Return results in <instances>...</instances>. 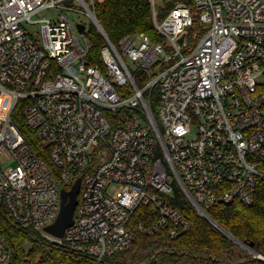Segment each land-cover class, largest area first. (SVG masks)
<instances>
[{
    "label": "built area",
    "instance_id": "1",
    "mask_svg": "<svg viewBox=\"0 0 264 264\" xmlns=\"http://www.w3.org/2000/svg\"><path fill=\"white\" fill-rule=\"evenodd\" d=\"M94 2L0 0V205L32 238L99 263L130 249L134 229H190L170 201L176 184L198 212L253 203L264 177V0H193L194 12L178 2L161 20L149 0L161 41L133 33L117 45ZM42 9L59 12L33 19ZM80 13L105 40L97 62ZM194 16L204 31L191 44ZM17 106L37 150L13 122ZM77 179L72 223L55 236L45 227ZM139 207L151 208L139 213L149 223L133 222ZM0 264H15L1 234Z\"/></svg>",
    "mask_w": 264,
    "mask_h": 264
},
{
    "label": "trees",
    "instance_id": "2",
    "mask_svg": "<svg viewBox=\"0 0 264 264\" xmlns=\"http://www.w3.org/2000/svg\"><path fill=\"white\" fill-rule=\"evenodd\" d=\"M178 2L187 5L192 12L195 11L193 0H168L167 7ZM93 11L106 36L115 45L124 35L133 33H145L153 40L161 41L152 24L149 0H95ZM203 31L202 24L194 16L187 34L189 43H195ZM86 36L92 42L91 62H97V54L105 40L92 22L87 27ZM137 84L140 85L138 80ZM153 107L151 104L154 112ZM12 119L26 141L34 149H39L35 133L26 125L20 106L15 109ZM173 192L170 201L190 220L191 227L188 231L171 238L165 230L146 235L134 229L130 249L117 251L99 263H95L89 256L72 252L65 246L32 238L29 231L8 221L1 205L0 234L15 264H264L201 215L177 184L174 185ZM204 209L214 222L237 240L264 255V177L257 184L252 204H214L205 206ZM142 210L151 208L139 207L133 222L143 219L145 223H149L148 219L144 220L139 214Z\"/></svg>",
    "mask_w": 264,
    "mask_h": 264
},
{
    "label": "water",
    "instance_id": "3",
    "mask_svg": "<svg viewBox=\"0 0 264 264\" xmlns=\"http://www.w3.org/2000/svg\"><path fill=\"white\" fill-rule=\"evenodd\" d=\"M77 27L79 31H82L84 28L83 24H77ZM182 38L179 39L181 41ZM79 183L80 180L77 179L75 183L72 185V187L68 190L62 188L60 190V210L59 214L55 220V222L47 227H45V230L49 233H52L55 236H62L64 229L72 223V216L75 204L77 202V194L79 190ZM200 214L203 215L205 218L209 220L216 228H218L223 234L231 238L233 241L238 243L239 245L243 246L245 249L249 250L252 254L255 256L258 255L256 251H254L250 246L245 245L244 243L237 240L232 234H230L228 231H226L224 228H222L220 225H218L216 222H214L207 214L206 212L201 209L199 210Z\"/></svg>",
    "mask_w": 264,
    "mask_h": 264
},
{
    "label": "rangeland",
    "instance_id": "4",
    "mask_svg": "<svg viewBox=\"0 0 264 264\" xmlns=\"http://www.w3.org/2000/svg\"><path fill=\"white\" fill-rule=\"evenodd\" d=\"M167 1L168 0H155V8H156V11H157V19L158 20H161L163 18V16L165 15L166 11L169 9V7H167L168 6ZM58 12H59L58 9H42L37 14L33 15L32 18L33 19H40V18H44V17H54V16H56V14ZM73 17H74V19L76 21H81V22L85 23L87 27L91 23V20L85 14H81V13L80 14H75V15H73ZM39 24L40 23L38 21L34 22L32 24H28L27 25L28 30H30V31L38 30ZM153 99H154V102H155L156 101L155 100V96L153 97ZM153 108H154V110L156 109L155 103H154V107ZM7 159L8 158L4 159L5 162L3 164H5L7 162Z\"/></svg>",
    "mask_w": 264,
    "mask_h": 264
}]
</instances>
